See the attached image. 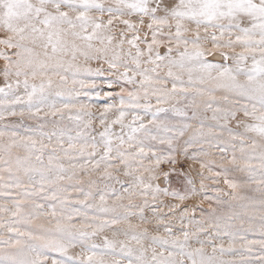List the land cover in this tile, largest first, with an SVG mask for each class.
I'll return each instance as SVG.
<instances>
[{
    "label": "snow or ice",
    "instance_id": "1",
    "mask_svg": "<svg viewBox=\"0 0 264 264\" xmlns=\"http://www.w3.org/2000/svg\"><path fill=\"white\" fill-rule=\"evenodd\" d=\"M0 264H264V0H0Z\"/></svg>",
    "mask_w": 264,
    "mask_h": 264
},
{
    "label": "rangeland",
    "instance_id": "2",
    "mask_svg": "<svg viewBox=\"0 0 264 264\" xmlns=\"http://www.w3.org/2000/svg\"><path fill=\"white\" fill-rule=\"evenodd\" d=\"M250 238L259 239V237H258V236H257V237H250ZM97 242H98V243H101L102 241H100V240L98 239V240H97ZM76 251H78V249H77Z\"/></svg>",
    "mask_w": 264,
    "mask_h": 264
}]
</instances>
